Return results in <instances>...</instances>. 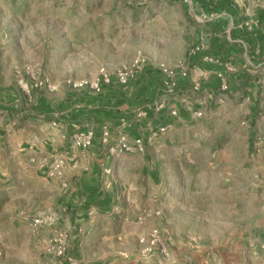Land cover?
Masks as SVG:
<instances>
[{
	"label": "rangeland",
	"instance_id": "374dc122",
	"mask_svg": "<svg viewBox=\"0 0 264 264\" xmlns=\"http://www.w3.org/2000/svg\"><path fill=\"white\" fill-rule=\"evenodd\" d=\"M162 3L0 0V241L13 243L15 219L31 189H20L16 149L6 140L20 135L24 125L26 135L34 131L27 121L38 119L32 110L43 94H98L75 84L94 80L102 69L114 74L139 56L150 66L173 68L188 58L199 14L186 9L164 13ZM250 61L242 69L232 62L227 89H220L219 80L214 91L207 85L209 92L204 91L203 77L199 90L190 86L196 102L167 107L168 122L179 125L174 108L183 124L165 153L151 155L160 171L156 184L142 193L135 188L134 173L120 175L119 195L128 198L131 192L135 201L115 203L114 214L105 217L98 233L121 241L118 234L124 230L138 231V247L116 256L119 264H264L248 240L250 227L264 216V62ZM182 92L188 94L183 89L177 98ZM172 129L162 134H172ZM29 229L34 233L26 231L24 237L32 258L39 249L41 257L46 254L45 264L49 236L35 239L39 230L30 224ZM152 232L159 233L168 256L159 249L141 251L142 238ZM70 236L71 247V231Z\"/></svg>",
	"mask_w": 264,
	"mask_h": 264
},
{
	"label": "crops",
	"instance_id": "0c3cea01",
	"mask_svg": "<svg viewBox=\"0 0 264 264\" xmlns=\"http://www.w3.org/2000/svg\"><path fill=\"white\" fill-rule=\"evenodd\" d=\"M162 4L164 13H181L186 9L199 14L196 16L197 24L193 27L191 37L193 45L203 42L204 48L201 53L190 57L189 63L194 74L197 72L195 67H199L204 73V87L207 85L208 90L214 91L219 84L216 71L221 67L205 62L203 55L210 54L231 61L240 69L245 67L246 62H251V59L264 62V0H256L252 6L259 19V26L254 30L237 27L246 16L245 8L238 6L235 0H163ZM232 30L240 35L232 37ZM216 45L223 47L216 50ZM154 60L157 61V58ZM161 75L160 70L148 66L128 85L113 80L112 83L104 85L98 94L74 93L72 90L62 98L43 94L32 110L34 117L38 119L27 121L34 124L35 132L26 135L24 125L20 135L14 134L6 140L7 146L14 144L16 149L13 158L20 173L17 178L20 189H31L27 203L15 219L17 226H14V241L17 243L9 241L7 245L0 241V248L5 253L0 264H44L46 254L41 257L37 253L39 249H35L36 257L32 258V251L26 244L24 233L27 231L32 234L33 231L29 229L31 216L38 209L46 207L60 213L59 227L70 229L73 235L70 250L81 260V264H119L116 256L134 246V249L138 247L139 234L136 229L119 233L121 241L107 236V233H98H101L105 217L114 214L115 203L126 205L127 202L135 201L132 200L131 192L128 198L125 193L119 195L118 184L123 182L120 175L134 173L135 188L142 193L153 183L156 184L160 171L151 155L165 153L168 142L178 139V128L182 126L183 120L179 117V125H174L172 134H161L149 139L152 129L170 120L168 108L179 105L183 107L184 104L191 103V100L196 102L195 93H191V76L180 77L178 91L184 89L188 94L182 92L180 98H173L168 108L159 112L148 108L146 116L137 117V109L148 106L158 97ZM208 75L209 80L206 78ZM243 86L245 87L244 83ZM207 88L204 91H208ZM122 118L130 122L123 127L125 133L131 137L146 138V152L111 151L117 138V126L121 124ZM106 124L111 127L108 143H104L101 137L102 127ZM89 127L96 131L94 144L87 149L73 146L69 135ZM55 154L64 155L68 161L62 176H55L50 172V162ZM129 187L131 188L130 185ZM55 229L56 227L42 228L37 232L39 235L35 232L34 238L40 235L49 236ZM263 239L264 216H260L250 227L248 240L253 254L262 258L264 250L260 243Z\"/></svg>",
	"mask_w": 264,
	"mask_h": 264
},
{
	"label": "built area",
	"instance_id": "2783aa9c",
	"mask_svg": "<svg viewBox=\"0 0 264 264\" xmlns=\"http://www.w3.org/2000/svg\"><path fill=\"white\" fill-rule=\"evenodd\" d=\"M255 2L256 0H235V3L238 6L245 8L244 11L246 16L245 19L238 23V28L242 30H254V28L259 26V19L252 9V6ZM203 48V42L193 45L188 52V59L176 66V68L164 65L159 67L155 66V68L160 70L162 76L164 77L162 81V88L159 90V95L155 101L150 103L148 106L136 110L137 117L146 116L148 114V108L159 112L169 107L170 101L173 98H176L179 94L178 88L180 77L189 78L191 76L192 88L194 90H199L201 88V78L204 76V73H202L199 67H195L194 69H196L197 72L194 74L190 66L189 59L190 57L201 53ZM203 60L205 62L215 63L221 67V69L216 71V75L220 80V89H227L228 82L226 79V74L234 71L232 62L223 60L210 54L203 55ZM150 65L151 64L147 58L139 56L135 61H133V63L122 66L114 74L102 69L94 80H82L75 84V87L80 90L89 89L92 91L101 92L104 85L110 84L113 79L122 85H128L139 72H142ZM192 74H194V76H192ZM172 109V116L175 117L174 119H179L177 110L174 108ZM129 123V120L126 118L121 119V124L117 126L116 141L114 145L111 146L112 152H146L147 143L144 136L131 137L124 132L123 127ZM173 126V122H168L166 124L160 125L158 128L152 129L149 139L155 138L165 131L172 129ZM95 137L96 131L92 127H89L86 130H76L72 132L69 135V140L73 146L87 149L94 144ZM101 137L104 143H108L110 141L111 127L109 125L106 124L102 127ZM67 164L68 161L64 155L55 154L50 162V172L55 176H62ZM142 219L143 215H140L138 220ZM60 220V213L52 209H45L35 212L30 218L29 224L35 231L45 227H56L55 231L45 240L46 252L50 253V257L47 259L45 264H81V260L70 250V231L64 227L58 226ZM141 243H143L141 251L144 253H152L156 249H159L163 255H169L168 249L166 245L162 243L158 232H152L149 234L148 238H142ZM260 247L262 250H264V239L261 241ZM3 257L4 250L0 248V262L2 261Z\"/></svg>",
	"mask_w": 264,
	"mask_h": 264
},
{
	"label": "trees",
	"instance_id": "16d2710c",
	"mask_svg": "<svg viewBox=\"0 0 264 264\" xmlns=\"http://www.w3.org/2000/svg\"><path fill=\"white\" fill-rule=\"evenodd\" d=\"M240 34L239 33H233V30H232V37H237V36H239ZM223 46H221V45H216V50H221V48H222ZM9 90V88H5V91L7 92ZM10 92H8V94H9Z\"/></svg>",
	"mask_w": 264,
	"mask_h": 264
}]
</instances>
